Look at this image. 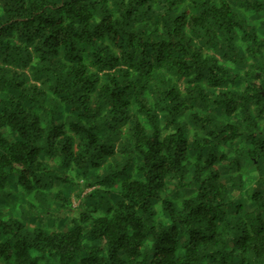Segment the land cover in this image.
Wrapping results in <instances>:
<instances>
[{"label":"trees","instance_id":"trees-1","mask_svg":"<svg viewBox=\"0 0 264 264\" xmlns=\"http://www.w3.org/2000/svg\"><path fill=\"white\" fill-rule=\"evenodd\" d=\"M0 264H264V0H0Z\"/></svg>","mask_w":264,"mask_h":264},{"label":"rangeland","instance_id":"rangeland-1","mask_svg":"<svg viewBox=\"0 0 264 264\" xmlns=\"http://www.w3.org/2000/svg\"><path fill=\"white\" fill-rule=\"evenodd\" d=\"M71 199H72V201H74L76 198L75 197H73V195L71 196Z\"/></svg>","mask_w":264,"mask_h":264}]
</instances>
